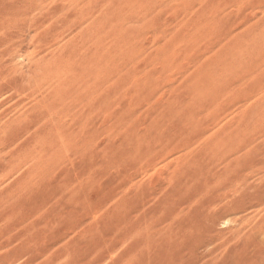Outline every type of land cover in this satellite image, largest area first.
Segmentation results:
<instances>
[{
    "label": "rangeland",
    "instance_id": "rangeland-1",
    "mask_svg": "<svg viewBox=\"0 0 264 264\" xmlns=\"http://www.w3.org/2000/svg\"><path fill=\"white\" fill-rule=\"evenodd\" d=\"M0 92V264H264V0H0Z\"/></svg>",
    "mask_w": 264,
    "mask_h": 264
},
{
    "label": "bare ground",
    "instance_id": "bare-ground-1",
    "mask_svg": "<svg viewBox=\"0 0 264 264\" xmlns=\"http://www.w3.org/2000/svg\"><path fill=\"white\" fill-rule=\"evenodd\" d=\"M36 5V4H35ZM46 9V8H45ZM1 93V92H0ZM221 124V123H220ZM186 151V150H185ZM157 154V153H156ZM186 155V154H185ZM174 159V158H173ZM8 162V161H7ZM6 162V163H7ZM196 162V161H195ZM216 163V162H215ZM170 170V169H169ZM210 175V174H209ZM2 177V176H1ZM168 181V180H167ZM168 183V182H167ZM246 184V183H245ZM259 190V189H258ZM138 191V190H137ZM217 191V190H216ZM231 191V190H230ZM164 192V191H163ZM135 193V192H134ZM234 193V192H233ZM256 193V192H255ZM172 196V195H171ZM155 198V197H154ZM237 205V204H236ZM177 208V207H176ZM205 210V209H204ZM164 217V216H163ZM111 222V221H110ZM248 229V228H247ZM256 229V228H255ZM215 244V243H214ZM204 259V258H203ZM198 260V259H197ZM206 263V262H205Z\"/></svg>",
    "mask_w": 264,
    "mask_h": 264
}]
</instances>
